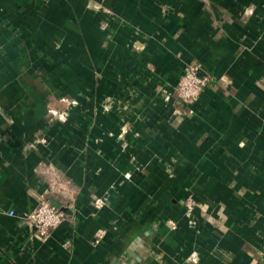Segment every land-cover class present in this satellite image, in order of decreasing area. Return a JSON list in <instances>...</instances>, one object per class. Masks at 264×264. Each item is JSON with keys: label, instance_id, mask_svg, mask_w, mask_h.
I'll return each instance as SVG.
<instances>
[{"label": "crops", "instance_id": "1", "mask_svg": "<svg viewBox=\"0 0 264 264\" xmlns=\"http://www.w3.org/2000/svg\"><path fill=\"white\" fill-rule=\"evenodd\" d=\"M0 264H264V0H0Z\"/></svg>", "mask_w": 264, "mask_h": 264}, {"label": "built area", "instance_id": "2", "mask_svg": "<svg viewBox=\"0 0 264 264\" xmlns=\"http://www.w3.org/2000/svg\"><path fill=\"white\" fill-rule=\"evenodd\" d=\"M181 78L177 90L182 99L189 101L187 103H192L198 98L210 79L207 75L200 76L196 65L184 68ZM192 205V203L188 204L189 210L193 209ZM65 213L63 208L57 207L49 197L43 195L36 208L32 212L26 213L24 218L38 234L45 236L59 226L65 217ZM10 214L13 215L14 211L11 210Z\"/></svg>", "mask_w": 264, "mask_h": 264}, {"label": "rangeland", "instance_id": "3", "mask_svg": "<svg viewBox=\"0 0 264 264\" xmlns=\"http://www.w3.org/2000/svg\"><path fill=\"white\" fill-rule=\"evenodd\" d=\"M181 79H182V78L180 77L179 82H178V87H177V88H179V83H180ZM182 100H183L184 102H189V101H186V100H184V99H182ZM193 102H194V101H193ZM193 102H192V103H193ZM188 210H189V209H188ZM189 211L191 212L192 210H189Z\"/></svg>", "mask_w": 264, "mask_h": 264}, {"label": "water", "instance_id": "4", "mask_svg": "<svg viewBox=\"0 0 264 264\" xmlns=\"http://www.w3.org/2000/svg\"><path fill=\"white\" fill-rule=\"evenodd\" d=\"M52 203H53L54 205H56L57 207H60V205H59L57 202L52 201Z\"/></svg>", "mask_w": 264, "mask_h": 264}]
</instances>
